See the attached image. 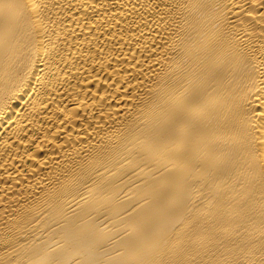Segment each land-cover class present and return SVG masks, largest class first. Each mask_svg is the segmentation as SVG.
<instances>
[{
    "label": "bare ground",
    "instance_id": "1",
    "mask_svg": "<svg viewBox=\"0 0 264 264\" xmlns=\"http://www.w3.org/2000/svg\"><path fill=\"white\" fill-rule=\"evenodd\" d=\"M0 264H264V0H0Z\"/></svg>",
    "mask_w": 264,
    "mask_h": 264
}]
</instances>
